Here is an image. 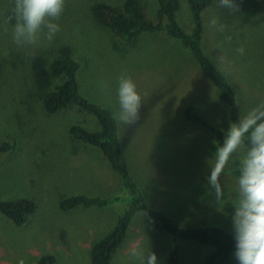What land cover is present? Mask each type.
<instances>
[{"label":"rangeland","instance_id":"1","mask_svg":"<svg viewBox=\"0 0 264 264\" xmlns=\"http://www.w3.org/2000/svg\"><path fill=\"white\" fill-rule=\"evenodd\" d=\"M125 0H66L58 21L60 31L51 44L18 46L13 40V0H0V143L12 149L0 158V199L27 198L35 211L21 226L0 215V264H35L45 254L54 264H89L95 243L112 229L124 205L62 211L59 202L74 195L124 196L118 176L100 152L73 141L70 126L94 128L92 119L77 108L53 115L43 109L45 96L59 83L48 67L62 46L79 62L77 81L89 101L119 111V76L131 75L142 96L140 118L124 125L117 119L121 156L142 189L150 208L177 224L221 225L233 233L231 216L236 203L237 177L230 162L221 175L225 200L217 206L206 177L216 151L214 136L183 115L193 106L205 120L226 131V106L202 74L189 52L162 33L142 34L124 42L99 26L91 14L96 3L121 7ZM147 19L155 21L157 0H139ZM177 18L190 31L187 0H179ZM231 13L213 0L204 18L205 48L234 87L244 115L264 101V0H237ZM227 24L219 32L211 21ZM231 36L229 43L225 37ZM243 46L244 54L236 52ZM223 58V62H221ZM101 82L108 88L102 90ZM133 246L157 254L167 264L171 240L152 229L144 214L131 223L127 237L110 264H139ZM205 249L182 245L180 264H203ZM228 264H238L229 262Z\"/></svg>","mask_w":264,"mask_h":264},{"label":"trees","instance_id":"2","mask_svg":"<svg viewBox=\"0 0 264 264\" xmlns=\"http://www.w3.org/2000/svg\"><path fill=\"white\" fill-rule=\"evenodd\" d=\"M157 1L155 21L146 18L144 6L139 0H125L121 7L96 3L91 7V14L99 26L109 29L124 42H130L142 34L155 33H162L174 40L189 52L199 70L216 89L219 101L227 108L230 121L243 117L244 113L234 87L205 48L207 24L204 14L213 0H187L192 25L190 31L184 30L178 21L179 0ZM79 68L80 64L73 57L71 48L62 46L48 67L50 77L59 83L45 96L43 109L47 114L53 115L74 107L92 119L93 129L79 124L72 125L68 130L69 136L73 141L98 150L120 179L126 193L124 196L109 197L79 194L59 202L62 211L79 207L101 209L113 204L124 205V211L112 229L94 244L89 264H110L114 254L124 243L131 223L140 214H146L152 229L170 238L171 247L167 254V264L181 263L182 245L187 243L205 249L203 264L238 263L234 256L233 233L226 228L215 224L182 226L171 217L149 207L142 189L122 160L119 131L114 116L109 110L82 95L77 81ZM183 115L188 121L207 129L215 141H223L224 131L201 117L193 106L185 107ZM11 149L10 143H0V158ZM231 173L238 177L239 170H232ZM34 211L35 203L30 199H0V215L16 226L23 225L27 216ZM54 263L55 257L45 254L35 264Z\"/></svg>","mask_w":264,"mask_h":264},{"label":"clouds","instance_id":"3","mask_svg":"<svg viewBox=\"0 0 264 264\" xmlns=\"http://www.w3.org/2000/svg\"><path fill=\"white\" fill-rule=\"evenodd\" d=\"M66 0H13L10 19H14L13 40L18 46H38L42 41L51 44L60 31V20ZM217 7L231 13L240 11L237 0H217ZM219 32H225L227 24L211 21ZM230 43L232 37L226 36ZM243 46L236 52L244 54ZM223 62V58H221ZM106 90L108 85L101 82ZM117 96L119 111L114 118L124 125L134 124L140 118L143 103L137 84L130 74L122 73L118 79ZM216 151L206 177L209 191L219 206L225 200V191L220 178L230 162L238 163L236 203L231 216L234 256L238 264H264V101L252 107L246 114L230 121L224 131L223 141H213ZM219 145V146H217ZM146 215V214H145ZM130 254L139 264H161L157 254L147 253L142 247L133 246ZM18 264H25L23 259Z\"/></svg>","mask_w":264,"mask_h":264}]
</instances>
